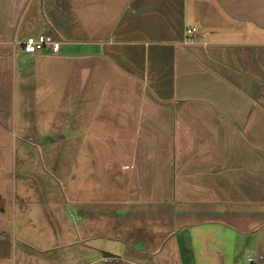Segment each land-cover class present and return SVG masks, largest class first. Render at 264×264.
Wrapping results in <instances>:
<instances>
[{"label":"crops","instance_id":"0c3cea01","mask_svg":"<svg viewBox=\"0 0 264 264\" xmlns=\"http://www.w3.org/2000/svg\"><path fill=\"white\" fill-rule=\"evenodd\" d=\"M29 100L73 148L76 261L264 264V0H0V126Z\"/></svg>","mask_w":264,"mask_h":264},{"label":"rangeland","instance_id":"374dc122","mask_svg":"<svg viewBox=\"0 0 264 264\" xmlns=\"http://www.w3.org/2000/svg\"><path fill=\"white\" fill-rule=\"evenodd\" d=\"M32 102L11 107L0 126V264H83L74 256L79 249L73 204L67 202L59 180V173H72L73 148L41 145L56 133L43 130L47 124L42 118L39 128L26 124L23 110L33 111ZM73 127L60 124L59 137ZM49 213L55 215L54 226ZM65 242L71 247H61Z\"/></svg>","mask_w":264,"mask_h":264},{"label":"built area","instance_id":"2783aa9c","mask_svg":"<svg viewBox=\"0 0 264 264\" xmlns=\"http://www.w3.org/2000/svg\"><path fill=\"white\" fill-rule=\"evenodd\" d=\"M199 37L197 29L194 27L187 28L185 31V38L183 40L184 45H190L194 43ZM200 37L204 38L205 35ZM21 49L27 54H35L45 50H49L51 53L56 54L60 50V43L53 37L47 34H40L37 36H29L21 44ZM107 261V259H104ZM249 263H253V258L248 259Z\"/></svg>","mask_w":264,"mask_h":264}]
</instances>
